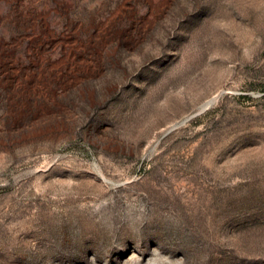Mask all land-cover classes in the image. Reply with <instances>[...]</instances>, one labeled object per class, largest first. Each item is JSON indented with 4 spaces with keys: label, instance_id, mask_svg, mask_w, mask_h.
I'll list each match as a JSON object with an SVG mask.
<instances>
[{
    "label": "rangeland",
    "instance_id": "1",
    "mask_svg": "<svg viewBox=\"0 0 264 264\" xmlns=\"http://www.w3.org/2000/svg\"><path fill=\"white\" fill-rule=\"evenodd\" d=\"M0 264H264V0H0Z\"/></svg>",
    "mask_w": 264,
    "mask_h": 264
},
{
    "label": "bare ground",
    "instance_id": "2",
    "mask_svg": "<svg viewBox=\"0 0 264 264\" xmlns=\"http://www.w3.org/2000/svg\"><path fill=\"white\" fill-rule=\"evenodd\" d=\"M214 100H215V99H214V98H212V100H210V101H211V102H213ZM208 103H210V102H208ZM203 105H204V104H203ZM209 105H210V104H209ZM209 105H208V106H209ZM202 109H204V107H203Z\"/></svg>",
    "mask_w": 264,
    "mask_h": 264
}]
</instances>
